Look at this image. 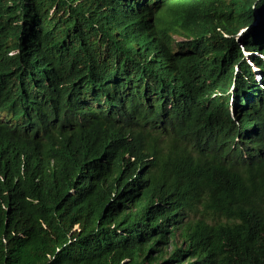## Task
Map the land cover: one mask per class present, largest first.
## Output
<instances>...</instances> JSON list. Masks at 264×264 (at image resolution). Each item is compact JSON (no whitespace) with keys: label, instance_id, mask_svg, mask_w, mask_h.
<instances>
[{"label":"trees","instance_id":"obj_1","mask_svg":"<svg viewBox=\"0 0 264 264\" xmlns=\"http://www.w3.org/2000/svg\"><path fill=\"white\" fill-rule=\"evenodd\" d=\"M0 264H264V0H0Z\"/></svg>","mask_w":264,"mask_h":264},{"label":"rangeland","instance_id":"obj_2","mask_svg":"<svg viewBox=\"0 0 264 264\" xmlns=\"http://www.w3.org/2000/svg\"><path fill=\"white\" fill-rule=\"evenodd\" d=\"M176 40H180V38L179 37H176Z\"/></svg>","mask_w":264,"mask_h":264}]
</instances>
